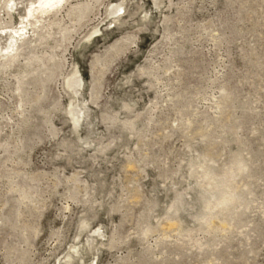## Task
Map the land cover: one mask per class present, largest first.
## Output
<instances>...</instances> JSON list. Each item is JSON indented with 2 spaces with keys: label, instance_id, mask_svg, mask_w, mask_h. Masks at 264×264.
<instances>
[{
  "label": "rangeland",
  "instance_id": "1",
  "mask_svg": "<svg viewBox=\"0 0 264 264\" xmlns=\"http://www.w3.org/2000/svg\"><path fill=\"white\" fill-rule=\"evenodd\" d=\"M44 20L0 57V264H264V0Z\"/></svg>",
  "mask_w": 264,
  "mask_h": 264
},
{
  "label": "bare ground",
  "instance_id": "2",
  "mask_svg": "<svg viewBox=\"0 0 264 264\" xmlns=\"http://www.w3.org/2000/svg\"><path fill=\"white\" fill-rule=\"evenodd\" d=\"M68 2L69 0H9V4H12L11 12L13 10L22 11V22L21 27L16 30L5 31L3 28L4 30L0 33V50H5L6 54H0V57L7 62L16 58L20 49L18 45L24 44L31 38V32L37 33L46 23L44 19H48L54 12H59ZM48 26L51 27L52 24ZM78 81L81 86V77H78ZM227 200L229 199L226 197L221 198L220 204L222 202L224 204Z\"/></svg>",
  "mask_w": 264,
  "mask_h": 264
}]
</instances>
